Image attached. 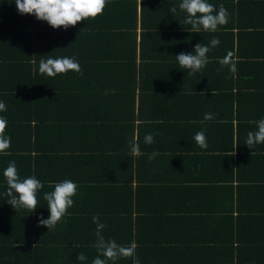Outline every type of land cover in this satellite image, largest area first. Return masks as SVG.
<instances>
[{
	"label": "trees",
	"instance_id": "obj_1",
	"mask_svg": "<svg viewBox=\"0 0 264 264\" xmlns=\"http://www.w3.org/2000/svg\"><path fill=\"white\" fill-rule=\"evenodd\" d=\"M208 1L215 5H225L227 11L229 7L235 8L234 5L239 1L244 5L242 11L247 15L250 9L252 14L255 6H260L259 12L264 9V0ZM179 3L181 0H108L103 13L96 18L86 19L67 29H53L47 22L37 20L34 15L19 14L15 0H0V39L12 45V50L19 53L17 76H21L23 81L28 78L33 79V84H39L46 80L44 74L39 72L40 60L61 57H74L83 73L77 75L69 71L68 74L75 73V76L65 73L51 77L52 79L47 81L49 89L42 92V98L33 88L31 91L22 90L28 88L29 85L26 84L17 89V92H23L21 94L0 95V101H5L8 97L23 101L21 105L16 106L14 119L7 120L4 135L11 138V144L7 150L0 152V167L6 168L10 162L15 161L21 179L35 176L44 185L37 193L36 210L29 212L24 208L2 207L9 205L7 203L9 197L6 195L8 188L6 178L0 179V182H4L0 183V264H91L98 254L93 247L96 242V224L92 221L93 216H99L100 222L106 225L103 229L106 239H114L124 246L133 242L137 245L135 257L121 258L115 264H132L135 258L139 259V264H154L153 261L156 260L148 253L158 258V264H175L176 259H181L182 264H192L194 258L198 259L199 264H213L214 260L216 264L219 262L240 264L233 260L234 254L243 246L257 249L264 256V191L258 190L259 186L264 187V183H245L238 177L237 172L234 177L239 163L232 159V155L223 157V166L221 165L224 169L223 175L219 177L221 174L217 172L216 179L212 178V174L210 176L205 174V177H202L204 170L197 171L191 178L182 175H161L157 171L165 169L163 167L165 164L166 169L168 168V159L173 161L174 153L161 157L156 168L158 170L152 168V161L146 157L145 161L148 160V164L143 168L147 169L148 173L140 177L138 171H135L138 175L134 186L132 183H123V179H114V183H102L104 184L102 187H84L83 183H75L77 193L72 198L74 203H83L87 195L86 201L88 203L96 201L98 208L88 206L82 208L80 204H73L62 221L56 225L55 230H48L39 225L38 217L47 219L49 216L47 202L43 199L44 193L51 192L54 188V185L50 187L44 183L56 184L69 179L67 175L65 179L64 175L42 177L43 169H47L49 164L54 166L56 171L63 172L61 166H57V160L63 157L55 151L46 150V144L57 142L56 139H44L42 133L40 134L46 124L43 114L54 110L55 107L63 111V115L68 116L59 125H63L71 136L74 128H88L93 124H99L100 133L104 135L106 133L104 127L109 124L108 121L117 119L107 114L121 110L115 107V104L120 101L121 104L129 102L128 106L133 108L135 91L139 89L143 95L151 88L143 84L148 78L154 80L156 77L149 72L152 66L159 65L158 68H162L165 74L176 66L183 75L185 71H189L176 65L178 63L176 59L173 61L167 58L153 59L147 55L151 49L154 56H158L161 51L159 44L163 43L165 48H162L163 53L168 54L170 51L168 42L173 41L176 47L175 50L171 47V52L177 53V56L183 52L182 46L192 49L196 41L204 39L205 35L199 36L204 32L202 30L198 34L193 32L194 36H188L186 32L178 30L186 28L182 23L183 16L187 15L179 9ZM242 4L238 6H243ZM173 6L177 8L174 15L169 12ZM189 32L192 34L191 26ZM224 32L220 33V37L225 42L223 47L227 54L228 50L232 52L233 41L232 35L226 30ZM137 57L138 78L135 76ZM146 61L155 63L149 64L145 63ZM170 62H173V65ZM164 63L167 66H164ZM208 65L205 67H209ZM215 66L216 74L222 71L233 82V73L227 66L221 69L219 62ZM205 67L196 73H203ZM30 73H33L32 77ZM80 75L82 82L77 85L72 80ZM230 87L232 88V84ZM237 96L239 94L232 92L222 95L223 101L229 102V133L226 137V146L223 148L227 151H232L233 147L241 149L239 141L234 140L232 127L234 117L235 122H240L237 114L236 99H239ZM189 99L191 100V97H187V101ZM42 101L45 107L41 104ZM72 110L77 114L75 118L72 117ZM31 112L35 114L34 119L30 117ZM127 125L129 127L125 125L126 130L118 129L119 134L114 140L116 146L109 151L115 152L111 153L113 156L101 158L100 161L112 160L111 164L117 168L125 161L131 182L132 169L136 167L134 168L129 157L131 154L129 145L135 138L131 123L128 122ZM151 126L147 125L146 128ZM121 133L126 135L122 137ZM143 140L144 138L136 139L139 149L144 143ZM119 144H124L123 148H120ZM184 159L189 161L187 157ZM194 164L195 169L203 167L201 160ZM56 171L46 170L45 175L49 173L56 175ZM116 186L119 187L115 188ZM243 186H255L256 190L252 188L250 192L251 196L253 194L258 196L254 205L252 203L246 205V202L239 198V194H236ZM233 187H236L235 190ZM257 191L259 195L255 193ZM218 196L223 198L218 199ZM261 197L263 198L259 200ZM188 222L191 226L186 231ZM252 251L253 254L256 253L255 250ZM81 252L87 257L84 262L76 259Z\"/></svg>",
	"mask_w": 264,
	"mask_h": 264
},
{
	"label": "crops",
	"instance_id": "obj_2",
	"mask_svg": "<svg viewBox=\"0 0 264 264\" xmlns=\"http://www.w3.org/2000/svg\"><path fill=\"white\" fill-rule=\"evenodd\" d=\"M207 2L214 5L217 10L219 9L220 4L215 5L208 0ZM244 3L247 2L244 1ZM238 4L242 3L238 1ZM238 4L234 5L235 8H228L229 17L226 25L219 26L218 30L215 32L204 31L202 29L204 32L199 34V36L205 35V37L200 41H196L194 45H192V49L188 46H182L183 52L194 54V46L197 43L208 45L210 51L207 54V65L211 64L213 67L208 65L209 67H205L203 73H194L191 76V74L187 75L190 70L185 71L183 75L181 71H178L177 66L176 68L169 69L167 74H165V71H162V68H158L159 65L158 67L157 65L152 66L149 72L153 74V77H156L154 80L151 77L148 78L143 84L151 88L143 95L140 94L141 91L139 89L135 91L133 108L128 106L129 102H123L121 104L120 101L118 104H115V107H119L121 110L112 111L107 114L108 116L117 117V119L108 121L109 124H106L104 127L106 130L104 135L100 133L99 128L101 126L99 124H93L88 128H74L71 131L73 133L71 136L68 131H65L63 125H59L62 124V120H65L68 116L63 115V111L53 107L54 110L48 111L47 114H43L46 119V124H44L45 127L41 129L40 134L42 133L44 139H56L58 142L47 143L46 150L50 149L55 151L60 157H63L57 160V166H61L63 172L60 173V170L56 171L53 168L54 166L49 164L47 169H43L44 175H42V177H61L64 175L65 179V175H67L66 177H69V180L74 183H83L84 187H102V185H104L102 183H114V179H123V183H132L131 185L134 186L138 175L135 171H138L140 177L147 175V169L143 167H147L149 155L156 152L158 155L155 159L151 160L153 163L151 166L154 170H158L156 168L159 166L162 156L171 155L170 153H174L175 155L173 159L174 162L168 159L169 163L167 169L166 164H162L165 169L157 171V173L161 175H182L183 177L191 178L197 171L204 170V175L202 177H205V174L207 176L212 174V178L216 179L218 178V175H216L217 172L221 174L219 177L223 175L224 169L221 168V165L223 166V157L232 155V159H234L237 164L239 163L238 169L236 168L235 174H233L234 177L237 172L239 173L238 177H241L243 179L242 181L245 183H264V143L255 145L251 149L245 145L247 133L256 130V125L250 122L264 119V9L259 12L260 6H255L252 14L250 13V9L247 15L242 11L244 5L238 6ZM172 15L174 14L172 13ZM183 18L185 20L187 15L183 16ZM184 20L182 24L186 25V28L183 29L182 27V29L178 28V30L186 32L188 36H194L193 32L192 34L189 32V26L191 25L185 24ZM225 30L232 35L233 41V62L236 66V72L233 73L232 78L233 82H231L230 77L223 74L222 71L220 74L215 73L216 63L226 54V49L223 47L225 46V42H223L222 37H220ZM138 37L139 33L137 34V39ZM213 38L220 40V44L215 48H212L210 45V41ZM228 39L231 41L230 35H228ZM163 44H159V50L161 49V51L158 56L155 55L156 57L151 49H149V51L147 50V55L152 56L149 58H167L169 61H173L177 53L174 54L171 52V47L172 50L173 47L175 50V42H168L170 45L168 54L163 53V49H165ZM227 52H229V50ZM18 55L19 53H17V51L12 50V45L0 39V95L9 96L17 95L18 93L21 94L23 92H17V89H21L20 87L26 84L29 85L28 88L25 87L22 90L31 91L33 88L38 92L37 95H40V98H42V92L49 89L47 81L52 78L44 74L46 80H42L39 84H33V79L28 78L23 81L21 76L19 77L16 74V70L19 68L17 62ZM136 63L137 68H135V76L138 78L139 57L136 58ZM150 63L155 62H149V64ZM170 63L173 65V62ZM23 64L25 65L24 62ZM27 65H29V63H27ZM176 65L179 64L177 63ZM164 66H167L166 63H164ZM67 75L75 76V73H67ZM81 75H83V73ZM81 75L80 77L76 76L72 81L77 85L81 84ZM30 76L32 77L33 73H30ZM231 84L232 88L230 87ZM212 92L214 93L213 95ZM230 92L239 94V96H237L239 99L236 100L237 114L240 122H235L234 117L232 120V127L234 140L237 139L239 141L241 149L237 150L233 147L232 151H227L223 148L226 146V137L229 133V102L223 101L222 95ZM187 97H191V100L189 99V101H187ZM1 101L6 104L7 110L0 112V117L6 120H13L16 106L21 105L23 101L15 100L14 98L11 99V97H8L5 101ZM41 104L45 107L44 102ZM33 113L30 116L31 119L35 118V114ZM206 113H211L214 119L204 121L203 118ZM76 116L77 114L72 110V117L75 118ZM56 120L60 122L56 123ZM47 121L50 123H47ZM128 122L132 125L131 130L135 141L137 138H144L148 133L154 135V143L150 145L145 143L141 144L140 151L143 155L137 158V156L132 153L129 154L134 168L136 167V169H132L133 176L131 182L129 181L130 172L126 167L125 161L121 162V167L118 168L111 164L112 160L107 159V161H100L101 158L106 159L113 156L111 153L115 152L109 151L116 146L114 140L119 134L118 129L126 130L125 125L128 126ZM32 123H34V121H32ZM147 125L152 126L146 128ZM198 131L205 132L207 137V148L202 149L195 142L194 135ZM124 134L126 135V133H121V136L124 137ZM123 146L124 144H121L120 148H123ZM142 148L153 150L146 151ZM125 152L127 153L128 150ZM54 155L55 154L52 152V156ZM177 156L181 158L177 159ZM124 157H126V154ZM129 157L128 160H130ZM146 157H148L147 161H145ZM185 157H187L189 161L184 159ZM198 160L203 161V167L201 169L194 168V166H196L194 162L197 163ZM185 162H187L186 165ZM69 167H72V169H69ZM5 169L4 166L0 167V179L5 178L3 176V171ZM52 169L56 171V175H51V173L45 175L46 170L50 172ZM218 183L224 182L218 181ZM44 184L50 187H52L51 185H55L51 182H46ZM117 187L119 186L115 188ZM254 187L255 186H243L239 189V192L236 191V194H239V198L245 201L246 205L251 203L254 205L256 203L255 199L258 198V196L254 194L253 196L250 195L252 188L256 190ZM233 188L235 190L236 187ZM259 189L264 191L263 186H259L258 190ZM220 193L222 194V192ZM255 193L259 195V191ZM85 197L87 200V195H85ZM221 197L222 196H218L217 198L220 199ZM262 198L263 197L259 200ZM86 200H83V203L75 202L74 204H80L82 208L86 206H88V208H98L99 205L96 204V201L88 203ZM2 207L12 208L11 205H2ZM189 224V222L186 223V231L191 226ZM181 229L185 230L184 227H181ZM187 250L189 251V249ZM252 250H255L256 253L253 254ZM136 255L137 253H135V256ZM148 255L156 260L153 261L154 264L159 263L155 255L151 253H148ZM234 257L235 260L233 261L240 262V264H264L263 253L247 246H243L240 251L234 254ZM193 260L194 262L192 264H199L197 258ZM146 261L149 262L148 259ZM174 261L175 264H182L183 262L181 259H176ZM210 261L212 260H208V262ZM213 264H216L215 260ZM217 264L221 263L219 262Z\"/></svg>",
	"mask_w": 264,
	"mask_h": 264
},
{
	"label": "clouds",
	"instance_id": "obj_3",
	"mask_svg": "<svg viewBox=\"0 0 264 264\" xmlns=\"http://www.w3.org/2000/svg\"><path fill=\"white\" fill-rule=\"evenodd\" d=\"M107 3L108 0H15L19 14L34 15L37 20L47 22L53 29H67L86 19H94L103 13ZM178 7L187 14L184 23L191 25V30L194 33H198L202 29L215 32L219 26L228 23L229 13L222 4L217 10L207 0H181ZM169 12L174 14L177 12V8L173 6L169 9ZM219 44L220 40L217 38L210 41L212 48L217 47ZM209 51L210 47L208 45L197 43L194 46V54L181 52L175 59L180 68L190 70L189 74H194L207 65ZM233 55L229 51L218 61L221 69L227 66L231 73L236 72ZM69 71L82 74L79 62L74 57L48 58L47 60L41 59L39 62V72L46 74L48 77H55L57 74H65ZM6 110V104L0 101V112ZM203 119L204 121H210L214 119V116L211 113H206ZM250 123L256 125V130L247 133L245 145L249 149L264 143V119L251 121ZM6 127L7 120L0 117V152L7 150L11 144V138L4 135ZM194 140L200 148H207V137L204 131L196 132ZM144 143L148 145L154 143V135L152 133L146 134ZM129 146L133 155L137 157L143 155L139 149V144L135 140L130 142ZM157 155L156 152L151 153L149 161L155 159ZM3 176L6 178L8 186L6 195L9 199L7 203L13 209L24 208L29 212L35 211L38 205L37 193L44 187L41 181L35 176L21 179L15 161L9 163L3 171ZM76 193L77 185L69 179L56 183L53 191L45 192L43 199L47 202L49 216L47 219L38 217L39 225L46 227L48 230H55L56 225L62 221L68 209L73 206L74 201L72 198ZM92 221L96 224V242L93 247L98 254L91 264H109V262L115 264L121 258L135 257L137 245L134 242L131 245L124 246L118 244L114 239H106L103 235V229L106 225L100 222L99 216H93ZM76 259L79 262H84L87 257L81 252ZM132 264H139V259H133Z\"/></svg>",
	"mask_w": 264,
	"mask_h": 264
}]
</instances>
